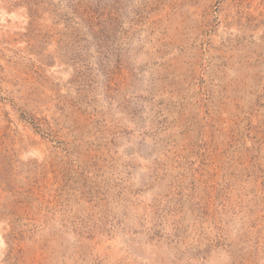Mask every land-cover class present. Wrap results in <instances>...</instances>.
I'll return each mask as SVG.
<instances>
[{
    "label": "rangeland",
    "instance_id": "1",
    "mask_svg": "<svg viewBox=\"0 0 264 264\" xmlns=\"http://www.w3.org/2000/svg\"><path fill=\"white\" fill-rule=\"evenodd\" d=\"M0 264H264V0H0Z\"/></svg>",
    "mask_w": 264,
    "mask_h": 264
}]
</instances>
